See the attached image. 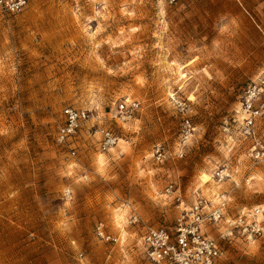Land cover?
<instances>
[{
  "label": "rangeland",
  "instance_id": "374dc122",
  "mask_svg": "<svg viewBox=\"0 0 264 264\" xmlns=\"http://www.w3.org/2000/svg\"><path fill=\"white\" fill-rule=\"evenodd\" d=\"M262 67L264 0H30L20 14L0 10V264L135 263L142 225L171 228L197 188L212 206L226 192L225 218L264 206V158L253 156L264 116L255 139L232 122ZM125 99L139 106L123 123ZM68 106L89 116L59 144ZM101 127L119 136L115 147L101 149ZM217 168L230 177L216 182ZM98 222L118 241L97 238ZM224 228L205 226L220 264H264V236L220 238Z\"/></svg>",
  "mask_w": 264,
  "mask_h": 264
},
{
  "label": "built area",
  "instance_id": "2783aa9c",
  "mask_svg": "<svg viewBox=\"0 0 264 264\" xmlns=\"http://www.w3.org/2000/svg\"><path fill=\"white\" fill-rule=\"evenodd\" d=\"M30 0H0V10L7 14H20ZM173 3L175 0H167ZM138 102L121 100L116 103V118L126 123L134 118ZM63 121L57 129L56 140L66 144L73 138L81 123L88 118L86 110L65 107L62 110ZM264 116V67L254 80L248 83L242 93L240 109L232 117V122L244 138L255 139V123ZM189 125V124H188ZM99 146L102 150L115 147L119 136L108 127H101ZM188 138L184 135L182 145ZM257 144V145H256ZM253 146L254 158H264V145L256 142ZM71 154H75L74 150ZM153 155L157 160H163L166 155L162 147L156 146ZM179 155H182V150ZM230 177L226 168H217L213 178L221 182ZM172 185L166 187L170 192ZM195 200L189 208H183L182 215L176 218L174 225L169 228L163 225H142V235L136 252L138 260L131 264H220L222 249L219 241L205 231L207 224L223 221L225 228L220 232V238L237 235L246 243H251L264 236V206L255 205L244 208L233 218H225L224 213L228 203L226 192L217 193L218 202L212 206L210 201L200 195L198 188L193 190ZM225 218V219H224ZM139 219L133 215L129 223H137ZM95 235L101 240L117 242L118 238L107 233L102 222L94 229ZM82 259V253L79 252Z\"/></svg>",
  "mask_w": 264,
  "mask_h": 264
},
{
  "label": "bare ground",
  "instance_id": "6f19581e",
  "mask_svg": "<svg viewBox=\"0 0 264 264\" xmlns=\"http://www.w3.org/2000/svg\"><path fill=\"white\" fill-rule=\"evenodd\" d=\"M121 124H122V123H121ZM201 179H202V182H203V183H206V182H208L209 180H211V177H210L208 174L203 173L202 176H201Z\"/></svg>",
  "mask_w": 264,
  "mask_h": 264
}]
</instances>
